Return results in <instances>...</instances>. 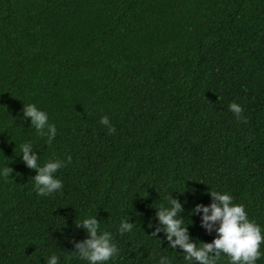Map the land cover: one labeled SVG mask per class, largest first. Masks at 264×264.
Listing matches in <instances>:
<instances>
[{
	"label": "trees",
	"instance_id": "trees-1",
	"mask_svg": "<svg viewBox=\"0 0 264 264\" xmlns=\"http://www.w3.org/2000/svg\"><path fill=\"white\" fill-rule=\"evenodd\" d=\"M30 103L55 125L51 144L23 116ZM24 143L41 166L72 157L56 173L61 190L37 194ZM6 166L0 264H88L72 241L87 238L75 224L91 216L119 249L107 264H194L165 233L151 236L170 195L198 246L216 237L191 215L209 191L228 192L264 229V0H0ZM123 220L134 227L121 235Z\"/></svg>",
	"mask_w": 264,
	"mask_h": 264
},
{
	"label": "clouds",
	"instance_id": "clouds-1",
	"mask_svg": "<svg viewBox=\"0 0 264 264\" xmlns=\"http://www.w3.org/2000/svg\"><path fill=\"white\" fill-rule=\"evenodd\" d=\"M230 110L235 114L238 121L247 124V117L243 116L244 109L238 103H231ZM23 116L30 118L33 126L40 136H47L48 143L51 144L57 134L54 124L49 123V116L46 111L40 110L35 104H27L23 107ZM101 124L108 127L109 133L114 134L116 129L111 125L109 118H101ZM22 160L29 169H33L37 174L32 178L35 182V189L38 195L47 196L63 188V183L56 177V173L62 167L70 164L72 157H67V163L59 158L50 159L43 166L39 164V155L33 151L31 143L21 145ZM13 169L6 166L2 170L4 179L7 181L13 174ZM17 175H19L17 173ZM212 202L205 206L197 204L191 211V215L200 214L201 227L208 234L213 231L216 237L212 242H202L200 245L190 235L188 226H184V217L181 215L185 211L181 202L172 195L168 197L169 206H160L156 211L158 226L151 236L156 237L163 232L166 235L170 248L179 247L185 254L184 259L194 264H218L222 254L229 258V264H256L261 259V247L264 245V229L254 220H250L243 203H234V198L228 192L209 191ZM77 228L84 229L87 238L82 241H72L74 251L79 258L86 260L88 264H107L119 254V249L114 242L113 234L108 231H101L100 221L97 216L83 219L75 224ZM152 227V225H149ZM133 223L123 220L119 226V232L123 235L131 232ZM47 264H58V257L52 255ZM159 264H171V261L162 256Z\"/></svg>",
	"mask_w": 264,
	"mask_h": 264
}]
</instances>
